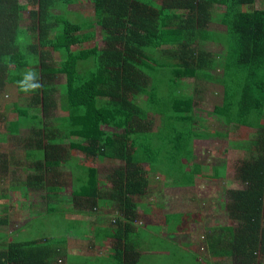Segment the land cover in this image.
<instances>
[{"label":"trees","instance_id":"obj_1","mask_svg":"<svg viewBox=\"0 0 264 264\" xmlns=\"http://www.w3.org/2000/svg\"><path fill=\"white\" fill-rule=\"evenodd\" d=\"M83 1L0 0V93L13 85L27 100L24 108L14 106L16 119L6 132L35 135L20 150L26 170L13 183L19 201H47L42 216L55 212L51 204L65 202L68 214L82 217L72 221L75 230L85 226L84 218L93 219L91 245L108 237L114 243L110 260L98 257L92 264H140L131 245L138 221L134 199L146 194L148 171L168 167L169 173L175 161L180 174L169 175L179 178L176 185L193 186L195 176L218 178L199 166L186 176L192 142L232 133L230 144L249 152L236 167L240 188L220 196L232 226L197 228L199 241L178 258L186 264H264V9H254L255 0H86L91 16L68 9ZM211 23L225 32L211 31ZM96 27L104 46L85 48ZM28 68L39 75L31 83L42 88L24 93L17 82ZM59 76L65 82L56 86ZM184 79L222 87L212 113L225 130L198 122L196 102L180 89ZM57 92L65 100L60 117L52 114ZM153 116L159 119L155 131ZM106 161L119 165L103 176L110 187L100 189L98 167ZM62 235L0 245V264H91L69 257Z\"/></svg>","mask_w":264,"mask_h":264},{"label":"crops","instance_id":"obj_2","mask_svg":"<svg viewBox=\"0 0 264 264\" xmlns=\"http://www.w3.org/2000/svg\"><path fill=\"white\" fill-rule=\"evenodd\" d=\"M220 32L224 33L225 27L224 31ZM184 82L187 81L183 80L181 85L185 84ZM153 121L154 125L156 122L159 124V119L155 118L153 119ZM223 130H225V128ZM6 134L3 133L2 135H0V174H4L7 171H10L14 166H16L17 164L19 165V162L23 163L22 160L13 161L12 154H6L5 148H7L6 144L8 143L3 145V140H6L7 138ZM232 136L234 137V134L231 133L227 134L226 137L223 138L214 137L209 139H196L192 142L193 160L191 166H189L185 171V174H187L186 176L189 177L193 173L194 167L199 166L202 167V173H210L213 175L219 174L218 178L210 179L206 178L205 176H195L193 186L176 185L177 180H172L176 177L174 178L170 176H177V174H180V171L177 169V165L174 161L173 163H171L173 164L172 171L167 173L168 178H166L165 181L161 179L162 183L157 185L156 182H158L159 178H161L158 173L165 172L168 167H166L165 171L163 167H156L154 168V170L148 171L149 175L147 178V192L146 194L134 199L138 205V221L135 222L136 231L131 236V245L134 246L136 248V251H138L140 254V264H186L181 259V257L178 258V256L182 255L184 252H186V250H190L192 244L199 241L197 228H200L202 230L204 227H210L211 223L208 224L205 222V220L201 216L202 214L200 213V210L193 211L191 209V212L188 211V208L187 210H180L176 212H164V193L166 191H171L170 196L175 197L174 205L179 204L180 206L188 207H192L193 205H195L199 209V207L205 205L206 202L196 196V194H198L195 191L196 186H199L202 190L207 186V182H211L214 187L219 186L220 190L238 189L240 186L234 188V178H231L229 176L232 161L235 160V163H233V165L236 164L235 167H237L242 160L248 157L247 155L249 152L245 147L246 145H231L229 141ZM8 137L11 138L12 136L8 135ZM244 138L247 139L246 136ZM204 149H206L204 151L206 153H204L202 158L205 157L206 161L203 162V165L198 161L195 162L194 158L196 160V156L198 157V153H202ZM238 150H243L245 151V153L243 154ZM21 158H23V154ZM21 163L20 170L22 169ZM109 163V161L99 163L98 168L101 173V185L99 186L100 189H106L107 186L108 188L110 187V184L104 179L103 176L107 175L108 172L113 170V168L115 169L116 167L112 168L108 166L107 164ZM182 163L184 164V162ZM146 166L147 164H143V168H145ZM15 168L18 167L16 166ZM233 173L234 171H232V174ZM0 176L3 180L0 181V190H5L0 193L1 207L3 203L9 199L8 186L6 187L5 184H13L16 180L7 182L4 179L3 175ZM237 185L240 184L237 183ZM151 191L156 192V195L152 196ZM16 198L19 201L18 196H16ZM36 206L37 203H32L30 206H23L20 202H14L12 204H8L5 211H2V209L0 208V221L2 222L7 219V224L0 225V245L13 241H20V239L27 237V235L28 237H31V235L25 233V230L27 228V225L32 221L31 219H33V216L39 215L38 211H33V208ZM112 208L113 207L109 209H102L99 212H102V215L103 213H107V211ZM220 209H222L221 206ZM96 215L99 214L97 213ZM223 216H225V213ZM21 219L23 220V222H17ZM74 219H82V217L74 216ZM88 219L89 218H84L86 228H88L90 223L93 221V219ZM102 219L105 220L104 218ZM193 223H195L194 226H192ZM223 225L232 226L230 222L226 221ZM64 235L68 240L69 257L79 256L80 259H86L88 260L87 263L91 264L94 263L96 261V258L98 257H102V259H111V248L113 247L112 244L114 243L113 238L108 237L103 239L102 241H96L94 245H91V241H94L93 234L91 236H88V234L82 235L81 237L83 238V240L78 239V237H76L75 234L71 233L70 231H68ZM123 235L125 237V233ZM120 236H122V232ZM156 240H158L159 242L153 243ZM80 241H83V243H80ZM98 242H101V244ZM83 247L88 251L87 253H82ZM96 251L97 253H95Z\"/></svg>","mask_w":264,"mask_h":264},{"label":"rangeland","instance_id":"obj_3","mask_svg":"<svg viewBox=\"0 0 264 264\" xmlns=\"http://www.w3.org/2000/svg\"><path fill=\"white\" fill-rule=\"evenodd\" d=\"M22 4H25L26 2H28V0H19ZM254 9H264V0H255V3L253 5ZM68 9L70 11L76 12L78 14H82L83 16H91L92 15V5L87 2L86 0L83 1V3L81 4H75V5H71L68 7ZM221 10V8L219 9ZM22 24H24L23 26L28 24V19H27V12H25L23 14V21ZM208 29H210L211 31H216V32H220V31H224V27L221 26L220 24L214 23V24H210ZM96 37L95 40L93 42H89L86 44H83V46L86 47H91V46H98V47H103L104 43L101 41V34H100V30L99 27H96ZM54 58L56 61H58L59 57L57 56V54H54ZM167 71V70H166ZM164 82H167L169 75H166L164 77ZM187 82H184L185 84H182L180 86V89L182 91V94L187 95V96H191L193 97L194 101H196V107H195V117L199 119V123L202 124L203 126H205L207 129H214V130H223L224 127L220 125V123L217 122V118L213 115L212 113V109L214 108V106L220 105L221 101H222V87L220 85H216V84H211V83H207L206 81H195L194 79H184ZM65 82V78L64 76H59L55 82L56 86L57 85H62ZM186 86V87H185ZM185 92V93H184ZM25 97L19 96L16 90V87L13 85H8L5 89V91H3L2 93H0V135H2L3 133H7L6 132V124L9 122H12L16 119V114L15 111L13 110L14 106L18 107V108H24L27 106V100ZM56 101H57V106H55L52 114L54 115V117H60V116H64L66 115L65 111H62L61 105L65 104V100L62 97V95H60V92H57L56 94ZM60 105V107H59ZM153 118H157V116H153ZM158 119V118H157ZM157 121V120H155ZM158 123L156 122L154 127H153V131L156 130ZM178 129H181V126H177ZM21 133L20 135H18L17 137H11L9 138L8 135L6 134V140H3V145L6 144L7 148H5V152L6 154H12L13 161H19L21 160V154H20V150L24 149L25 143L27 141V139L29 136H34L33 139H35V135L33 134H29L27 130H20ZM252 131V130H249ZM247 131L244 132L243 134V138L245 137ZM237 135H239V133L237 132ZM23 141V142H22ZM206 149L203 150L202 153H198V157L196 156V160L194 158V161H198L199 163H202L204 165L203 162L206 161L205 157H203L204 152ZM239 151V150H238ZM241 153H245V151L241 150L239 151ZM75 155V154H74ZM82 156V155H79ZM36 155H34V158L36 159ZM20 163L19 165L17 164L16 166L18 168H15L16 166H14L10 171H7L6 173L3 174L4 179L9 182L12 180H16V178L21 174L20 171ZM233 163H235V160L232 161V166H231V171L229 173V176L231 178H234V176L236 175V170L237 168L235 167V165H233ZM192 162H189L187 168L189 166H191ZM110 167H117L119 165V163H113L110 162L109 164H107ZM104 166V165H103ZM101 166V167H103ZM23 167H26L23 165ZM60 168H62L63 166H59ZM24 170H26V168H24ZM24 170L22 168V173H24ZM68 170V169H67ZM232 171H234V173L232 174ZM65 174L66 173V169H65ZM158 175L161 177L159 178V181L156 182L157 185L162 183V180L165 181L167 177V172H163V173H158ZM176 176V175H175ZM233 176V177H232ZM13 178V179H12ZM15 178V179H14ZM0 181L2 180V177L0 176ZM162 179V180H161ZM179 178H175L172 179L174 181H178ZM69 181V180H68ZM169 181V180H168ZM237 181L235 182V180L233 181V187L237 188L240 185H237ZM21 185V184H20ZM5 186H8V197L9 199L7 201H5L3 203V205L0 207L2 209V211H5L6 207L8 204H12L14 202L19 203L20 201L17 200L16 196L14 193L15 190L14 188L16 187L15 184H10V183H6ZM240 188V187H239ZM204 190V191H203ZM5 191V190H3ZM2 190H0V193L3 192ZM195 191L198 193L196 194V196H198L200 199L204 200L206 202L205 205L199 207L193 205L192 207H188V206H180L179 204L174 205L175 203V197L174 196H170L171 191H166L164 193V207L163 210L164 212H176V211H180V210H187L191 211V209L193 211H198L200 210V213L202 214V218L205 220L206 223H211V225L213 224H225V221H227L226 216L224 215V212L222 209H220L221 206V194L223 193V189H219V186L214 187V185L211 182H207V186L205 187V189H202L199 186L195 187ZM64 193H62L61 196ZM69 196V193H66ZM151 195L155 196L156 192L151 191ZM12 197V199H11ZM67 197V196H65ZM29 201H32V203H37V206L33 208L34 212H39V215L33 216V219H31L32 221L27 225L26 228V232L27 234L31 235L32 239L35 238H52V237H56V236H60L61 234H63L62 236H64V233L67 231H70L71 233L75 234L76 237H78V239L83 240V238L81 237L82 235L88 234V236H91L92 230L89 228H86L82 223H80V225H76L77 230L72 229L73 227L71 226L72 221L74 220V216H71L70 214H68L69 208L68 206L65 205L63 203H56L54 206V204H51V208L55 207V212L51 213L48 216H42L43 213L40 212H44L46 209V203L47 201H43L40 200V198L35 197L32 198L31 196H29ZM63 200H68V199H63ZM28 202H26V205H28ZM55 202V201H54ZM23 203V202H20ZM68 209V210H67ZM64 210V211H63ZM66 210V211H65ZM112 209L108 210L107 212H111ZM192 212V211H191ZM26 214V213H25ZM59 217V219L57 218ZM72 219V220H71ZM88 220H92V219H88ZM17 222H23V220H19ZM76 222V221H73ZM16 224V222H15ZM14 224V225H15ZM195 223H193L192 226H194ZM25 228V227H24ZM33 233V234H30ZM28 237V235H27ZM73 239V238H72ZM159 241L156 240L153 243H158ZM80 243H83V241H80ZM74 248H78V247H74ZM88 251L83 247L82 253H87ZM97 253V251L95 252ZM183 260V259H182ZM184 261V260H183Z\"/></svg>","mask_w":264,"mask_h":264},{"label":"clouds","instance_id":"obj_4","mask_svg":"<svg viewBox=\"0 0 264 264\" xmlns=\"http://www.w3.org/2000/svg\"><path fill=\"white\" fill-rule=\"evenodd\" d=\"M10 60V57L7 58ZM39 75L33 68L23 70L22 78L17 82L19 91L24 93L35 92L42 88L41 83H31L33 79H38Z\"/></svg>","mask_w":264,"mask_h":264}]
</instances>
